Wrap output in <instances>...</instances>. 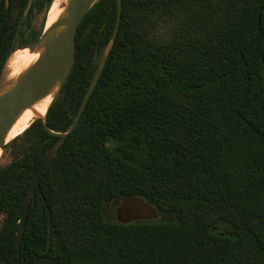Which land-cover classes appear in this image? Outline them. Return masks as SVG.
I'll list each match as a JSON object with an SVG mask.
<instances>
[{
	"label": "trees",
	"instance_id": "trees-1",
	"mask_svg": "<svg viewBox=\"0 0 264 264\" xmlns=\"http://www.w3.org/2000/svg\"><path fill=\"white\" fill-rule=\"evenodd\" d=\"M27 3L0 0V72L43 29L15 43ZM120 7L102 71L32 197L18 250L17 210L58 136L37 118L12 139L36 146L0 170V264H264V0ZM115 18L116 0H97L82 17L72 69L45 113L50 130L71 124ZM126 195L161 218L106 220L104 204Z\"/></svg>",
	"mask_w": 264,
	"mask_h": 264
},
{
	"label": "water",
	"instance_id": "water-1",
	"mask_svg": "<svg viewBox=\"0 0 264 264\" xmlns=\"http://www.w3.org/2000/svg\"><path fill=\"white\" fill-rule=\"evenodd\" d=\"M96 1L97 0L65 1L63 4V7H65L64 15L58 17L47 27H45L44 24L43 29L36 40L18 46V48L27 47L30 52H33L38 48H41V50L37 59L14 80L9 88L4 91H1L2 66L0 72V148H2V146L7 142L5 141L7 131L17 115L23 109L48 94L54 88L55 91L52 94L49 105L58 96L60 89L66 81L73 66L75 57V36L78 24L84 14ZM120 12V0H116V18L112 33L103 49L100 61L69 127L63 132H55L47 127L45 114L43 116L34 117L35 119L41 118L44 129L57 135L58 139L52 146L45 149L41 161L30 177V184L27 192L17 210L18 221L17 229L14 235L17 250L19 249L24 233L32 197L35 192L40 193L39 183L43 174L48 170L58 152L59 147L62 145L67 135L75 128L86 102L99 78L118 30ZM34 118L31 122L35 120ZM42 200L44 201L43 198ZM157 216L158 211L156 207L136 195L123 196L115 208V218L116 221L120 223L156 219ZM49 233L50 222L48 225L47 239H49ZM35 263L41 264V260L36 257Z\"/></svg>",
	"mask_w": 264,
	"mask_h": 264
},
{
	"label": "bare ground",
	"instance_id": "bare-ground-1",
	"mask_svg": "<svg viewBox=\"0 0 264 264\" xmlns=\"http://www.w3.org/2000/svg\"><path fill=\"white\" fill-rule=\"evenodd\" d=\"M67 0H52L46 10L45 22L47 27L58 17L65 14L63 4ZM41 48L30 52L28 48H14L9 53L5 63L3 64L1 75V91L6 90L14 82V80L25 71L38 57ZM55 88L48 94L35 101L30 106L23 109L15 118L9 127L5 136V141H9L20 135L23 130L28 127L31 120L37 116H43L51 101V97Z\"/></svg>",
	"mask_w": 264,
	"mask_h": 264
},
{
	"label": "rangeland",
	"instance_id": "rangeland-1",
	"mask_svg": "<svg viewBox=\"0 0 264 264\" xmlns=\"http://www.w3.org/2000/svg\"><path fill=\"white\" fill-rule=\"evenodd\" d=\"M41 1L42 0H28L27 6L23 12L22 19L18 22L17 31L14 37L15 43H21L25 41L26 38L29 37L30 35L32 37H35L38 31L40 30L41 26H43V23L45 22L46 10L48 8L46 4H44L43 7L39 6ZM44 24L46 26V23ZM165 30H166L165 26L159 25L157 28V34L159 35ZM24 44L26 43L24 42ZM23 48H27V47H23ZM102 53L103 50L100 52V48H97V50L94 53L93 60L99 63ZM34 146H36V142L33 139H29V137L16 138L14 140L11 139L7 141L2 146V148H0V170L4 168L14 158L19 157L23 153L30 151ZM117 204H118L117 200L116 201L112 200L104 204L102 209V214L106 220L112 222L116 221L115 208ZM157 218H161V216L158 215ZM2 219H3V215H0V227H1Z\"/></svg>",
	"mask_w": 264,
	"mask_h": 264
}]
</instances>
